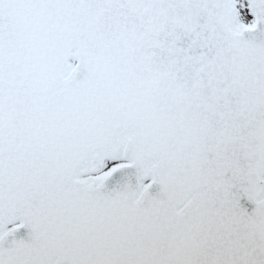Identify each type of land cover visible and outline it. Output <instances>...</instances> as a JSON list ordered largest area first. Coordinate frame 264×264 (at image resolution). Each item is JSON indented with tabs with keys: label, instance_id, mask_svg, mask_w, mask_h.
I'll return each mask as SVG.
<instances>
[{
	"label": "snow or ice",
	"instance_id": "snow-or-ice-1",
	"mask_svg": "<svg viewBox=\"0 0 264 264\" xmlns=\"http://www.w3.org/2000/svg\"><path fill=\"white\" fill-rule=\"evenodd\" d=\"M0 264H264V0H0Z\"/></svg>",
	"mask_w": 264,
	"mask_h": 264
}]
</instances>
